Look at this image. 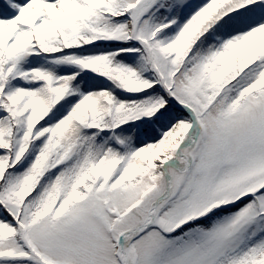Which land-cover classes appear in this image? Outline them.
Listing matches in <instances>:
<instances>
[{
    "label": "snow or ice",
    "instance_id": "6c2138e0",
    "mask_svg": "<svg viewBox=\"0 0 264 264\" xmlns=\"http://www.w3.org/2000/svg\"><path fill=\"white\" fill-rule=\"evenodd\" d=\"M0 264H264V0H0Z\"/></svg>",
    "mask_w": 264,
    "mask_h": 264
}]
</instances>
